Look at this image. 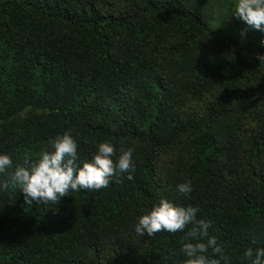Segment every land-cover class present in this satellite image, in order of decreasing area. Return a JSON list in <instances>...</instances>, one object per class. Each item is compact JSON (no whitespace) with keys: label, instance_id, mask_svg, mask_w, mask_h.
<instances>
[{"label":"trees","instance_id":"trees-1","mask_svg":"<svg viewBox=\"0 0 264 264\" xmlns=\"http://www.w3.org/2000/svg\"><path fill=\"white\" fill-rule=\"evenodd\" d=\"M234 3L0 0V153L14 163L0 174V264H184L191 225L133 230L161 198L198 206L211 226L197 239L216 237L232 264L264 247V32ZM65 131L81 162L100 142L132 147L131 179L27 204L15 167Z\"/></svg>","mask_w":264,"mask_h":264},{"label":"clouds","instance_id":"clouds-1","mask_svg":"<svg viewBox=\"0 0 264 264\" xmlns=\"http://www.w3.org/2000/svg\"><path fill=\"white\" fill-rule=\"evenodd\" d=\"M232 7V14L239 20L254 30L264 32V0H235ZM244 35L242 31L241 36ZM261 45L264 46V41H261ZM257 59L264 63V55H258ZM78 149L79 144L71 131H65L55 137L50 149H43L35 160L25 156L23 165L15 167L11 181L17 189L22 190L27 204H55L82 190L99 191L109 185L113 176L127 172L131 179L135 171L132 147L125 149L121 146L120 154L116 156L114 144L100 142L91 160L84 162L80 161ZM13 166L12 157L0 153V174ZM7 187V183L0 184V188ZM192 191V182L188 180L176 186L180 197H188ZM199 212L198 206H184L161 198L150 211L139 216L132 227L137 236L147 234L153 237L160 231L173 234L182 232L191 225L189 236L195 242H182L180 252L187 258L184 264H232L216 237L210 236L206 241L197 239L201 234H206L211 226L210 222L197 218ZM243 258L247 264H264V247L249 248L243 253Z\"/></svg>","mask_w":264,"mask_h":264}]
</instances>
